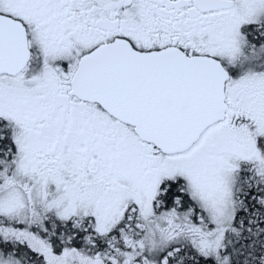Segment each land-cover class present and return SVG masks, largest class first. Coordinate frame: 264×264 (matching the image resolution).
<instances>
[{
	"label": "snow or ice",
	"instance_id": "6c2138e0",
	"mask_svg": "<svg viewBox=\"0 0 264 264\" xmlns=\"http://www.w3.org/2000/svg\"><path fill=\"white\" fill-rule=\"evenodd\" d=\"M0 264H264V0H0Z\"/></svg>",
	"mask_w": 264,
	"mask_h": 264
}]
</instances>
